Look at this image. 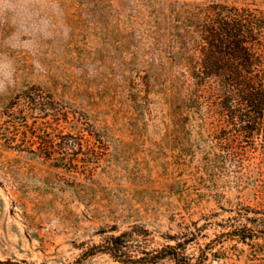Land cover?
<instances>
[{
	"label": "rangeland",
	"instance_id": "374dc122",
	"mask_svg": "<svg viewBox=\"0 0 264 264\" xmlns=\"http://www.w3.org/2000/svg\"><path fill=\"white\" fill-rule=\"evenodd\" d=\"M185 1L264 16V0H0V259L74 264L134 227L155 259L83 264H264V101L244 119L242 89L192 72ZM246 45L262 85L264 22Z\"/></svg>",
	"mask_w": 264,
	"mask_h": 264
},
{
	"label": "trees",
	"instance_id": "16d2710c",
	"mask_svg": "<svg viewBox=\"0 0 264 264\" xmlns=\"http://www.w3.org/2000/svg\"><path fill=\"white\" fill-rule=\"evenodd\" d=\"M176 9L181 11L182 14H178L180 19L174 25L178 27L179 32H176V36H179L173 40L183 42V40L186 41V38L193 41L197 40L198 37L201 39L199 44L202 55L198 60L200 64L197 65L195 57L189 52L187 53L188 56L186 55V58H188L187 63L192 72L204 79L208 76H214L215 80H212L211 83L218 89L224 87L226 89H242V98L250 101V110L249 112H243V116H245L244 119L249 117L252 121L255 115H253L254 111H257L264 101V83L259 84L258 74L252 72L251 65L256 58V52L251 45L248 47L246 42L252 38L256 39L257 30H260L261 21L264 22V16H262V20L252 10L224 4L219 5L218 10L210 15L205 12L204 8H199L195 3L187 1L176 5ZM196 34L198 37H196ZM223 68L229 70L224 78L221 71ZM185 71L187 72V70ZM228 102H231L230 107L233 106L231 98ZM61 135H67V137L69 135L70 137L72 134L62 133ZM135 233L136 229L133 227L118 233H112L100 243H92L83 250L82 254L74 261V264H83L84 259L98 252H107L115 259L123 262L155 259L156 255L137 257L133 254L131 244L134 241ZM174 248H176L175 245H167L165 250H175ZM175 258L177 259L176 256ZM0 264L49 263L15 257L0 259Z\"/></svg>",
	"mask_w": 264,
	"mask_h": 264
}]
</instances>
